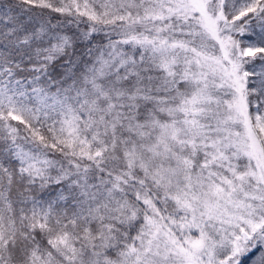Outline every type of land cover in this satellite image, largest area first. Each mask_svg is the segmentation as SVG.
I'll return each mask as SVG.
<instances>
[{
    "label": "snow or ice",
    "instance_id": "6c2138e0",
    "mask_svg": "<svg viewBox=\"0 0 264 264\" xmlns=\"http://www.w3.org/2000/svg\"><path fill=\"white\" fill-rule=\"evenodd\" d=\"M0 264H264V0H0Z\"/></svg>",
    "mask_w": 264,
    "mask_h": 264
}]
</instances>
